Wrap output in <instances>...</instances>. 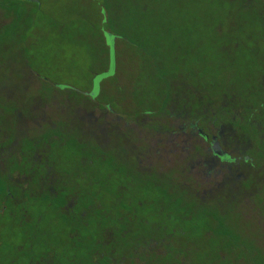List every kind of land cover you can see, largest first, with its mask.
<instances>
[{"label":"rangeland","instance_id":"obj_1","mask_svg":"<svg viewBox=\"0 0 264 264\" xmlns=\"http://www.w3.org/2000/svg\"><path fill=\"white\" fill-rule=\"evenodd\" d=\"M0 1V30L6 28L0 31V120L8 123L14 114L18 141L40 139L44 155L56 140L44 136L55 128L63 137L79 134L106 141L110 135L115 147L110 154L124 157L142 149L136 136L112 131L92 114L106 117L104 111L109 119L122 120L134 107L136 134L158 135L173 128L181 135L174 149L185 138L181 123L200 120L207 131L217 120L213 133L221 131L226 149L234 156L242 154L237 179L229 177L216 189L202 179L203 173L196 176V160L186 157L207 156L209 150L198 137H186L177 147L185 146L188 153H164L168 170L176 167L174 159L183 169L176 200L164 201L172 219H188L168 226L190 235L177 239L180 250L175 256L192 257L194 264H264V8L258 11L240 0ZM111 37L116 38L113 44ZM103 38L111 48V67ZM0 130L4 139L8 133ZM53 151L58 158L72 154L71 148ZM95 155L88 165L91 172L102 169ZM215 174L211 184L220 176ZM198 178L202 187L196 191L192 185ZM88 181L98 186L97 179ZM184 186L199 210H183ZM205 191H212L206 197L208 207L203 206ZM135 195L161 200L141 184ZM159 207L147 210L156 224L161 218L153 212ZM127 216L138 222L137 215ZM210 229L215 240L208 242L204 233ZM3 230L8 234L5 246L28 237L23 227L10 221ZM132 233L131 238L137 234ZM59 244H68L70 251L76 245L66 236ZM139 245L137 249L144 250V244Z\"/></svg>","mask_w":264,"mask_h":264},{"label":"flooded vegetation","instance_id":"obj_2","mask_svg":"<svg viewBox=\"0 0 264 264\" xmlns=\"http://www.w3.org/2000/svg\"><path fill=\"white\" fill-rule=\"evenodd\" d=\"M26 1L38 4V2ZM240 1L258 11L264 8V0ZM4 29L6 28L1 30ZM105 34L110 35V32L105 31ZM103 39L102 44L107 45L106 39ZM115 40L116 38L111 37L112 44ZM107 51L110 56L109 46ZM262 86L264 87V79ZM133 109L134 107H131V115ZM0 110H2L1 107ZM9 112L13 113L11 110ZM102 115L106 117L94 118L93 114L90 117L102 122L100 124L103 126L110 127L112 131L123 132L129 136L135 135L136 144L142 149L135 150L131 156L119 157L110 154V151L115 148L111 146L110 135L106 141L79 134L63 137V133L55 128L45 135L44 139L55 138L56 140L50 145L49 151L41 155L40 139L18 141L15 134L18 128H15L14 114L8 123L2 117L0 129L2 127L6 129L8 135L2 139V132L0 133V264L195 263L192 257L175 256V252L180 250L177 239L184 236L183 240H185V236L189 238L190 235H185V231L175 226H168L177 221L186 222L188 219L182 217L181 219L178 217L177 221L172 219L165 208L164 201L176 200L173 196L176 189H180L179 186L183 185L181 178L183 169L178 167L174 159L176 167L168 170L166 164L168 157L164 153H188L184 149L185 146L182 150L178 148L187 142L186 137H198L208 144V155L198 153V156L186 158L196 160L194 163L197 167L196 176L200 177L203 173L202 179L208 180V186L216 189L224 186L233 177L235 179L236 169L242 165V154L234 156L235 152L228 151L227 144L222 142V132L213 133L217 120L211 123L213 129L208 127L207 131L200 127V120L193 124L181 123V133L185 135V138L183 143L174 149L177 137L181 135L174 133L173 128L166 129L164 134L138 135L134 127L138 122L135 121V117L130 115L128 119H109V114L104 111ZM148 129L153 131L151 127ZM169 132L171 133L168 134ZM75 138L80 143V147L72 151L71 159L67 161L69 164L65 165L61 157L54 155L53 149H57L58 146H68L70 142V145L74 147L73 139ZM54 143L57 144L56 148ZM214 146L216 151L213 149ZM95 154H99L102 169L91 172L88 165L92 164V158H96ZM247 161V157L244 158V165L248 163ZM43 162L46 166L38 165ZM154 163L156 166H153ZM103 164L108 171L110 170L109 172H104ZM214 166H221V169L213 170ZM171 172L173 176L168 178L167 174ZM213 172H216V177L220 176L211 184ZM210 176L211 178L208 179ZM229 177L231 179L227 180ZM88 179L91 181L97 179L98 186L95 187ZM193 183V190L197 191L202 187L199 178ZM139 184L144 186V190L155 193L161 200L150 201L141 196L136 197L135 187ZM182 189H184V197H181L185 201L182 200L180 205L184 208L183 210L185 212L199 210L200 206L196 204L195 198L191 197L190 189L185 186ZM211 194L212 191H205L202 197L204 207H208L206 197H210ZM85 203L87 206L83 207ZM187 204H189L188 209ZM102 205L101 214L91 220L88 212L99 209ZM155 205L160 206L153 212L161 218L158 224L152 218V212L147 211ZM104 206H107V209ZM128 214L137 215L138 222L133 223ZM212 214L210 212L207 216L211 217ZM6 221L23 227V233L28 234L26 241L5 246L8 238L7 232L3 230ZM92 221L95 223L91 224ZM54 230L55 234L52 235ZM133 231L137 234L131 238ZM64 236L68 238V242L76 244L73 250H69L68 244H59V239ZM204 237L208 242L215 240V234L211 229L205 231ZM139 243L144 244V250L137 249L141 247ZM83 248L87 250L86 253L81 252ZM193 251H196L195 247Z\"/></svg>","mask_w":264,"mask_h":264},{"label":"trees","instance_id":"obj_3","mask_svg":"<svg viewBox=\"0 0 264 264\" xmlns=\"http://www.w3.org/2000/svg\"><path fill=\"white\" fill-rule=\"evenodd\" d=\"M0 7H3L4 8V4H3V2H1L0 1ZM17 16V15H16ZM113 31L115 32V37H117L116 35H117V33H116V31H117V27H114L113 28ZM102 46H104V47H106V48H108V46L106 45V44H102ZM108 52V51H107ZM109 53V52H108ZM107 54V53H106ZM111 55L109 56L108 54L106 55V58H105V60H107L108 61V63H110L111 62ZM137 109V108H136ZM72 138V137H71ZM73 142H74V147H72L71 145H70V143H69V145L68 146H65V145H63V146H58L57 148H59V149H68V150H70V148H71V150L73 151V150H76L77 148H79L80 147V143H78V141L76 140V138H75V140L73 139ZM55 145V148H56V143H54ZM67 151V150H66ZM62 156H64V155H62ZM61 155H60V157H62ZM67 156V157H66ZM71 159V155H65L63 158H62V160L65 162V165L67 164H69V163H67V161L68 160H70ZM75 159V158H74ZM79 160V159H78ZM83 207H85V206H87L86 205V203L85 204H83L82 205ZM89 206V205H88ZM93 208H94V206H93ZM93 208H91V209H93ZM104 208L105 209H107V206H104ZM100 209V210H99ZM99 209H93L92 211H89L88 212V214H89V217L91 218V220L92 219H95V217H97L99 214H101V211H103V205L99 208ZM92 223H95V222H91V224Z\"/></svg>","mask_w":264,"mask_h":264},{"label":"water","instance_id":"obj_4","mask_svg":"<svg viewBox=\"0 0 264 264\" xmlns=\"http://www.w3.org/2000/svg\"><path fill=\"white\" fill-rule=\"evenodd\" d=\"M28 1H30V2H38V0H28ZM213 149L216 151L217 150L216 146H214ZM217 153L220 154V152H218V151H217Z\"/></svg>","mask_w":264,"mask_h":264}]
</instances>
